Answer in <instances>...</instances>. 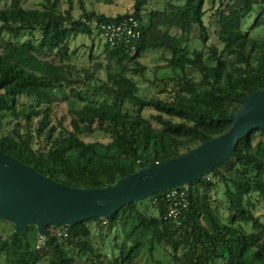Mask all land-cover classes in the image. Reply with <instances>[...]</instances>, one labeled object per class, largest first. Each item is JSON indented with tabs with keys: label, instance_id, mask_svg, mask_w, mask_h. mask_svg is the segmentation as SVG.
<instances>
[{
	"label": "trees",
	"instance_id": "1",
	"mask_svg": "<svg viewBox=\"0 0 264 264\" xmlns=\"http://www.w3.org/2000/svg\"><path fill=\"white\" fill-rule=\"evenodd\" d=\"M133 1L131 11L107 16L79 0L75 16L74 0H3L0 151L52 180L104 187L227 131L240 100L264 88V35L251 34L264 24V0ZM131 16L139 36L104 42L106 79L93 88L101 99L83 96L80 86L102 67L74 65L71 42L92 38L93 60L98 23ZM149 54L172 71L151 81L163 97L141 95L134 78L147 79L141 59ZM68 88L82 104L71 103L67 116L53 121L52 100L68 99ZM97 133L110 141L86 139ZM177 189L187 198L177 216H169L173 201L165 191L110 218L50 223L48 240L35 226L16 233L1 220L12 228L7 237L0 232V264H142L157 244L171 264H264V221L255 213L264 201V128L243 137L236 154L201 181ZM97 235L112 236L109 252Z\"/></svg>",
	"mask_w": 264,
	"mask_h": 264
},
{
	"label": "water",
	"instance_id": "2",
	"mask_svg": "<svg viewBox=\"0 0 264 264\" xmlns=\"http://www.w3.org/2000/svg\"><path fill=\"white\" fill-rule=\"evenodd\" d=\"M240 102L227 131L104 187L70 186L52 180L0 151V221L11 223L16 233L35 226L48 240L50 223L72 225L93 218H110L132 201L201 181L205 174L236 154L243 137L264 128V88Z\"/></svg>",
	"mask_w": 264,
	"mask_h": 264
},
{
	"label": "rangeland",
	"instance_id": "3",
	"mask_svg": "<svg viewBox=\"0 0 264 264\" xmlns=\"http://www.w3.org/2000/svg\"><path fill=\"white\" fill-rule=\"evenodd\" d=\"M39 0H29L30 2H38ZM85 4V7L88 11H95L97 13H103L107 16H115L117 14L126 13L132 10L133 0H82ZM79 0H74V14L75 16H79L81 11L78 8ZM3 4V0H0V5ZM62 7H67V4L63 2ZM254 21L253 17H249L245 21V27L249 28ZM250 29V28H249ZM252 35H264V24L255 28L251 31ZM92 38L80 35L75 40L71 42V62L76 65L78 68L89 69L93 72L97 69L98 64L101 65L102 68L97 69V73L93 79L86 81V83L81 87V91L83 92V96L87 98L97 97L101 99V96H97L94 92V87L101 85L103 81L106 79V71L105 65L109 62L107 59V55L104 52V41L100 38L95 40V47H93L94 54L96 55L95 59H89V50L88 48L92 46ZM201 43L199 41H195L192 43V47H201ZM72 50L76 52L73 54ZM47 58L54 59V56H48ZM141 63L147 66V70L145 75L147 79L145 80L142 77L136 76L134 77L140 87V94L153 97L160 96L163 97V94L158 93V88L156 85L152 84L151 81L158 78H162L167 75H172V71L167 69L164 66L165 61L159 58L158 54H149L146 57L141 59ZM68 99H64L63 95H57L53 98L51 106L53 108V121L56 119L66 117L68 108L71 103L75 102L74 105L80 107L82 102H80L79 98L74 95L68 88L67 91ZM7 121V120H6ZM69 123V118L67 117L66 125ZM5 127H8L7 125ZM87 140H100L102 142H109L110 138L108 136L103 135L102 133H97L92 137H87ZM222 197V194H220ZM226 214V210H224ZM255 213L261 217L264 221V201L258 204L255 209ZM106 224V221L102 222ZM92 227L95 228V222H92ZM247 230H250V225H244ZM11 225H6L3 222L0 223V232H2L3 237H7L11 231ZM115 231L112 232L114 235ZM121 239H123V231H119ZM96 241L99 242L105 250L108 252L111 250V245H113L112 236H105V238H101L100 235H97ZM4 258L0 257V262L3 261ZM142 264H171L168 252L160 247L157 244V248L153 255H147Z\"/></svg>",
	"mask_w": 264,
	"mask_h": 264
},
{
	"label": "built area",
	"instance_id": "4",
	"mask_svg": "<svg viewBox=\"0 0 264 264\" xmlns=\"http://www.w3.org/2000/svg\"><path fill=\"white\" fill-rule=\"evenodd\" d=\"M138 26V20L131 16L121 21L100 22L98 23V30L104 42L115 45L117 42H129L134 37L139 36ZM167 197L173 201L169 216H177L180 213L178 205H186V193L173 188L167 191Z\"/></svg>",
	"mask_w": 264,
	"mask_h": 264
}]
</instances>
